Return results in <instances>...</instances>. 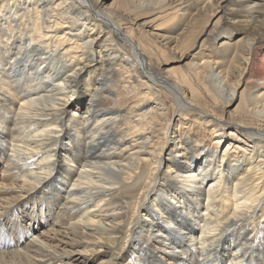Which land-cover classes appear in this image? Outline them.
Instances as JSON below:
<instances>
[{
	"label": "bare ground",
	"instance_id": "bare-ground-1",
	"mask_svg": "<svg viewBox=\"0 0 264 264\" xmlns=\"http://www.w3.org/2000/svg\"><path fill=\"white\" fill-rule=\"evenodd\" d=\"M91 262L264 264V0H0V264Z\"/></svg>",
	"mask_w": 264,
	"mask_h": 264
},
{
	"label": "rangeland",
	"instance_id": "rangeland-1",
	"mask_svg": "<svg viewBox=\"0 0 264 264\" xmlns=\"http://www.w3.org/2000/svg\"><path fill=\"white\" fill-rule=\"evenodd\" d=\"M107 1H108V6H111V7H113V6H118V5H119V2H120V0H107ZM221 16H222V18L224 17L223 12H221ZM200 21H201V19L199 20V22H200ZM199 22H198V23H199ZM214 22L217 23V18H216V20H214L212 23H214ZM196 51H197V50L193 51V52H192V55L195 54ZM189 54H191V52H190ZM172 58H173V57H172ZM188 59H189V61H190V57H189ZM179 64H180V63H177V59H176V58H174V59H170V60H169V65L164 66V70H167V71H168L170 68H173L174 71H175V74H176V76H175V74L173 73L174 77H183V75H184V71H183V68H180V69H179ZM176 68H177V69H176ZM178 70H179V71H178ZM181 70H182V72H180ZM176 71H177V72H176ZM179 73H180V74H179ZM181 73H183V74H181ZM250 84H251V83H250L248 80H247V81H244V82H241V83H239V84H237V86H239V89H238V95H240L241 92H242L243 94H245L247 88H251V85H250ZM232 85H233V83H232ZM234 104H235V102H234ZM234 104H233L231 110H234V108H235ZM234 111H236V110H234ZM233 115H235V112H234L233 114H231V116H233ZM47 225H48V224H47ZM41 230H42V228L40 227V228H39L38 230H36V231H31L30 236L27 237L24 241L26 242V241L30 240L31 238L34 237L35 234H38V232L41 231ZM58 238L62 239L64 242H66V241H68V240H71L70 237H65V236L63 237L62 235H58ZM128 262H129V261H127V263H128ZM125 263H126V262H125ZM89 264H96V262H91V263H89ZM129 264H131V263H129Z\"/></svg>",
	"mask_w": 264,
	"mask_h": 264
}]
</instances>
